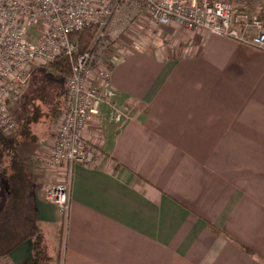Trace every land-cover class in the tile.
Listing matches in <instances>:
<instances>
[{"label":"crops","instance_id":"crops-1","mask_svg":"<svg viewBox=\"0 0 264 264\" xmlns=\"http://www.w3.org/2000/svg\"><path fill=\"white\" fill-rule=\"evenodd\" d=\"M171 26L169 48L109 51L122 124L85 129L96 155L71 167L65 221L45 199L68 170L45 163L60 115L29 131L32 146L21 137L54 264H264V51ZM31 249L0 264H27Z\"/></svg>","mask_w":264,"mask_h":264},{"label":"built area","instance_id":"built-area-1","mask_svg":"<svg viewBox=\"0 0 264 264\" xmlns=\"http://www.w3.org/2000/svg\"><path fill=\"white\" fill-rule=\"evenodd\" d=\"M136 1L158 26L208 32L264 51L262 20L227 2ZM132 4V0H0V131L4 136L16 130L10 106L32 67L46 66L60 56L71 61L65 104L45 162L51 168L68 165L65 180L45 190V199L56 206L64 221L70 206L71 167L91 164L95 158V148L84 139L85 129L96 118L100 123L122 124L123 116L115 109L116 93L110 87L112 62L106 53L111 41L102 30L120 10ZM89 27L100 29L93 47L72 60L77 46L70 35Z\"/></svg>","mask_w":264,"mask_h":264},{"label":"rangeland","instance_id":"rangeland-1","mask_svg":"<svg viewBox=\"0 0 264 264\" xmlns=\"http://www.w3.org/2000/svg\"><path fill=\"white\" fill-rule=\"evenodd\" d=\"M132 1L133 4L131 6L124 7L112 18L106 33L103 34L105 38L111 41L107 52H112L113 48L124 51L132 50V46L137 47V45H139L140 49V42L154 50H164L173 46L175 39L174 36L169 34V28H162L153 23L141 3L136 0ZM220 1L227 2L236 8H241L250 16L260 17L264 24V0ZM171 27L179 30L184 29L175 25ZM108 53H106L107 56ZM66 79L51 73L45 66H33L25 86L19 92L17 100L10 106V115L15 122L16 128L22 124V121L27 120L30 125L28 128L30 132H34L36 136L42 133L46 134L49 131L48 127L51 126V122L47 126L51 108L59 100H61L62 106L65 104ZM34 109H37L38 113H34ZM94 121L95 119L91 123ZM27 137H30V141L27 139L30 145L35 143L31 142L35 140V137L30 134ZM6 138L11 139V136ZM18 140L21 141V137ZM15 150L17 154H20L18 156L21 157L24 150L23 152L20 149L18 150V148ZM4 190L5 186L0 181V204L4 198ZM44 243L47 244L45 241ZM47 254L50 255L51 252L48 250Z\"/></svg>","mask_w":264,"mask_h":264},{"label":"trees","instance_id":"trees-1","mask_svg":"<svg viewBox=\"0 0 264 264\" xmlns=\"http://www.w3.org/2000/svg\"><path fill=\"white\" fill-rule=\"evenodd\" d=\"M111 20L103 28L102 34L106 33ZM99 30L98 27H89L70 35V40L77 46L72 60L91 50ZM45 67L62 78L71 75V61L66 56L56 58ZM59 103L61 102L57 101L51 108L49 116L56 117L60 113L61 108L57 106ZM34 110V113H38L37 109ZM29 126L27 120L22 121L16 128L18 136L27 138ZM19 144L18 139L6 138L0 131V180L5 186L4 199L0 206V259L8 257L23 243L30 242L31 258L27 264H54L43 245L28 171L15 150Z\"/></svg>","mask_w":264,"mask_h":264}]
</instances>
